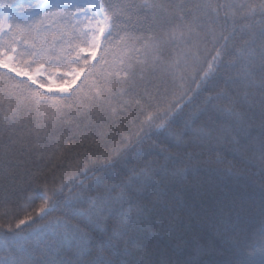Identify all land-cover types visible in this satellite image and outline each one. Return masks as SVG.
Returning <instances> with one entry per match:
<instances>
[{"label":"snow or ice","instance_id":"obj_1","mask_svg":"<svg viewBox=\"0 0 264 264\" xmlns=\"http://www.w3.org/2000/svg\"><path fill=\"white\" fill-rule=\"evenodd\" d=\"M209 45L210 60L201 57ZM190 73L223 85L187 112L190 99L163 112L143 110L139 131L105 145L103 170L114 182L95 195L83 194L78 170L44 181L20 206L23 215L0 230L26 239L20 234L27 227L29 236L50 241L43 249L21 247L20 255L9 249L0 264H264V0H0L5 179L17 153L38 149L57 129V149L77 135L83 141L97 134L96 125L150 98V76L182 88ZM153 131L162 141L145 148ZM229 154L259 169L258 200L247 191L256 173L245 178L231 166L212 167ZM204 174H215L225 192L207 241L190 235L181 216L184 194L202 188L187 182ZM77 183L82 191L72 194ZM253 213L258 241L242 244ZM225 251L232 258H212Z\"/></svg>","mask_w":264,"mask_h":264},{"label":"trees","instance_id":"obj_2","mask_svg":"<svg viewBox=\"0 0 264 264\" xmlns=\"http://www.w3.org/2000/svg\"><path fill=\"white\" fill-rule=\"evenodd\" d=\"M214 54V51H211V45H209V51L201 52V57H207L210 60ZM202 66L206 68L207 64L204 63ZM200 75L202 73L188 74L182 88L171 80L162 79L158 76H150L151 87L149 90L151 97L142 100L140 107L134 105L131 109V114L125 113L121 117L108 118L102 124L95 126L96 135L83 141L79 135L67 140H61L59 141V149L56 148L58 142L56 137L61 135V130L57 129L52 134L51 139L41 140L38 149L27 154L17 153L14 156L12 161L13 171L8 179H5L6 174L2 170L3 162L0 161V224L6 225L9 221H14L15 216L23 215L19 211L20 206L26 203L29 194H32L43 186L44 181H47L51 185L54 179L58 182L66 174H71L72 171L78 170L80 179L83 181V194L85 196L95 195L102 185L114 182L113 178L103 170L102 162L104 160L105 145L113 140L123 139V136L139 131L140 121L144 119L142 111L146 110L149 105L152 111L163 112L170 104L190 99L191 104L185 105V111L187 112L197 105H201L207 96L215 95L223 85L222 81L211 79L207 83H201ZM198 85L199 87H197ZM133 122H135V126ZM149 131L145 127L140 132V135H144ZM101 132L104 133L103 136L99 135ZM161 141L162 138H158L153 131L151 139L146 140L144 147L147 148L148 145L161 143ZM96 145H99V148ZM162 146L167 147L166 144H162ZM190 150L199 151V149ZM170 151L175 153L177 150L173 148ZM89 157H92L96 162H90ZM209 158L215 160V155L212 154ZM228 161H231V164ZM228 161L220 166L213 164L212 167L227 169L231 166L234 172L245 178L251 176L252 173H256L252 178L257 183L254 186H250L247 191L258 200L259 169H250L239 160H232L230 154L228 155ZM85 166L87 167V176L83 175ZM117 171H119V165H117ZM33 173L36 175L33 176ZM241 182L243 183L244 181ZM187 183L189 186L198 183L202 185V188L199 193L194 194L193 191L189 190L184 194L186 206L181 211V216L185 226L190 235L201 236L205 241L210 240L213 235L211 228L212 213L217 202L225 195V192L222 191L224 185L215 174H204L194 179L190 178ZM80 191H82L81 185L77 183L72 190V194ZM38 204L39 201L36 202L37 206ZM5 211L9 213V216L5 217L3 215ZM64 211L62 209L53 215L62 216ZM33 227H36V225H33ZM258 229V219L255 217V213H253L251 227L247 234L241 235V243H256L258 237L255 233ZM30 232L31 229L24 227L20 235L26 237V239H19L14 238L11 233L0 230V260L5 259L10 254L9 249L12 255H20L19 249L21 247L26 250L34 248L43 249L51 239L50 236L37 239L34 236H29ZM207 258L206 256L205 259ZM212 258L223 261L232 258V253L225 251L222 255L217 254Z\"/></svg>","mask_w":264,"mask_h":264},{"label":"rangeland","instance_id":"obj_3","mask_svg":"<svg viewBox=\"0 0 264 264\" xmlns=\"http://www.w3.org/2000/svg\"><path fill=\"white\" fill-rule=\"evenodd\" d=\"M98 55H99V53H98ZM83 77H81V79H82ZM75 87V85L73 86V88Z\"/></svg>","mask_w":264,"mask_h":264}]
</instances>
